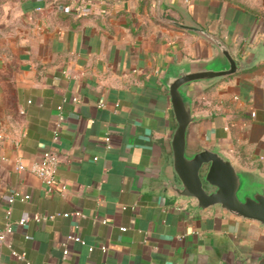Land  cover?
<instances>
[{"label":"crops","instance_id":"obj_1","mask_svg":"<svg viewBox=\"0 0 264 264\" xmlns=\"http://www.w3.org/2000/svg\"><path fill=\"white\" fill-rule=\"evenodd\" d=\"M169 1L187 6L234 54L244 57L264 41V0ZM164 13L182 19L174 7ZM216 52L204 37L162 21L156 0H0V226L9 196L31 194L11 204V217L26 223L2 245L0 264H179L213 239H256L258 224L221 211L191 215L187 200L153 181L175 125L160 73L170 57ZM190 91L194 112L205 116L191 136L219 142L264 173V56L211 85L193 82ZM48 150L61 156L50 186L17 168ZM73 210L82 215L34 217ZM73 232L86 243L69 240Z\"/></svg>","mask_w":264,"mask_h":264},{"label":"water","instance_id":"obj_2","mask_svg":"<svg viewBox=\"0 0 264 264\" xmlns=\"http://www.w3.org/2000/svg\"><path fill=\"white\" fill-rule=\"evenodd\" d=\"M165 5L178 10L182 19L166 15ZM156 10L162 21L204 37L217 52L199 60L170 57L160 73L175 125L168 146L152 166L154 185L176 200H187L191 215L221 211L263 229L254 240L213 239L201 254L179 264H264V173L240 164L219 142L206 144L190 134L191 125L205 117L194 112L196 95L190 85L200 82L208 86L253 67L264 56V41L243 57L234 54L220 34L197 21L187 6L156 0Z\"/></svg>","mask_w":264,"mask_h":264},{"label":"built area","instance_id":"obj_3","mask_svg":"<svg viewBox=\"0 0 264 264\" xmlns=\"http://www.w3.org/2000/svg\"><path fill=\"white\" fill-rule=\"evenodd\" d=\"M193 1V0H191ZM75 100H77V98H74ZM59 109V116H60V121H65V119L67 118L66 114L63 111V105L60 104L58 106ZM254 114V112H253ZM106 139L109 141L110 140V136L108 135L106 137ZM61 159L60 154L55 151V150H48L46 152H44L43 157L40 161H34L33 163H31L29 166H26L24 163L19 162L17 164V168L19 169H26L28 168L30 171L34 172L35 174H37L38 176H40L44 182L47 185H51L54 180L56 179V169L57 166L59 164V161ZM17 197H21L23 199H30L31 198V194L30 193H26V194H22L20 192H13L12 195L9 196V207L6 211V221L5 224L3 226H0V251H1V247L4 243H7L10 235L14 232L15 228L17 225H24L26 223V219L25 218H20L18 220H14L11 216H12V207L11 204L13 203V201L15 200V198ZM82 215L81 210H73V211H65V212H53L51 214H46V215H42L41 213H36L35 214V218L37 220L44 218H55L57 215H64V216H69V215ZM124 228V227H123ZM69 240H74V241H79L82 243H86V240L79 234L76 232L70 233L68 235ZM65 247L63 249V255L66 256L69 253V248H68V243L65 242L64 243ZM90 249L93 248V246L89 247ZM102 248L104 250L107 249L106 245H103ZM12 253L15 256H20V257H24L25 256V252L24 251H18L15 248H12ZM62 264H74L72 262H62Z\"/></svg>","mask_w":264,"mask_h":264},{"label":"rangeland","instance_id":"obj_4","mask_svg":"<svg viewBox=\"0 0 264 264\" xmlns=\"http://www.w3.org/2000/svg\"><path fill=\"white\" fill-rule=\"evenodd\" d=\"M242 162H244L245 160H241ZM264 170V169H263ZM231 228L232 227H234L235 226V223L232 221L231 222ZM248 226H250V228L248 227ZM247 227H245L246 229L247 228H249V231H248V233H249V235H253V236H255L256 234H257V231H258V229L254 226V225H248ZM241 232V231H240ZM245 233H247V231L245 230L244 231ZM247 233V234H248Z\"/></svg>","mask_w":264,"mask_h":264}]
</instances>
